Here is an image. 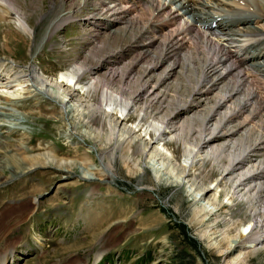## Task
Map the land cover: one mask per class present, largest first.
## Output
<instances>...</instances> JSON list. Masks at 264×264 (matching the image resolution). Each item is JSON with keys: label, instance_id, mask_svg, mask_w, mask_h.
<instances>
[{"label": "rangeland", "instance_id": "1", "mask_svg": "<svg viewBox=\"0 0 264 264\" xmlns=\"http://www.w3.org/2000/svg\"><path fill=\"white\" fill-rule=\"evenodd\" d=\"M5 1L9 6L15 4L19 15L27 20L31 27V31L28 30L25 33L17 30L8 21L9 15L4 13L5 9L0 8V61L4 65L8 64L9 73H14L15 79L19 78V82H25H22L23 86L29 82L26 81L27 78L23 75L27 65V67L30 65L35 70L33 74L38 75L40 73V77L45 83H49L50 87H55L53 85L56 82L57 72L73 64H77L79 68L83 67L82 69L85 70H87V66L93 68L97 64L100 65V70H93V72H97L93 75L94 78L91 79L90 76H86L84 80L86 82L90 79L98 80L97 78L102 80L104 78H101L100 75H104L112 67L118 66L119 75L112 79L109 76L110 74H106L105 79L109 78V81L104 79L103 83L107 87L113 86V91L121 90L128 98L126 101L130 103L136 91L141 88V83H137L135 78H141V81L151 80L153 76L170 72V78L166 79L161 85L155 83L156 79L150 81L147 95L152 92L155 94H151V97L147 98L146 93H144L143 99L138 101V105L131 112L130 118L123 120L121 123V119H119L121 128L123 129L126 126L134 129L135 126H131V123L135 118H141L145 112H147L145 114L149 118V124L152 122L154 124V121L158 124L168 121L173 110L178 108L181 103H185L188 94H191L192 104H197L187 110H181L178 118H174L170 126L166 128V131H172L169 138L172 137L167 147L174 153L175 160L183 163L181 159L184 156L186 147L181 142L185 140L186 144L197 146L198 140H202L204 136L201 135L200 129L196 132L191 128L193 125H195L194 128H196V125L200 126L199 122L195 123L193 117L205 115L204 113L207 112L217 90L210 94L208 100H204V103L201 101L202 97L200 95L193 92V90L191 91V81H188L186 75L188 69L192 68L193 65L185 67L187 70L185 72L183 68L177 67L171 75V67L164 63L162 66L155 67L143 77L144 67H147L149 63V66L153 65L151 63L152 59L141 60L138 57V64L134 66L133 71L134 78L129 79L127 82L123 79V76H125L124 73L129 65H133V61L137 60V51L132 49L131 51L135 52V56L125 63L126 57L120 64L119 62L112 64L110 59L111 54L119 49H124L123 46L129 43V39H126L125 42L121 41L125 36L120 42H115L112 39L109 45L104 46L102 42L105 34L100 33L101 35H97L93 31L94 29L91 28V31L86 32L87 36L81 26L83 21L73 19L72 22H65L67 24L59 29L60 26L58 31L55 30L51 36L47 37L44 45L38 49V45L43 39L45 21H48L43 17L49 14L55 4H58L61 0ZM68 1L64 4L66 8L72 2L75 4L74 0ZM83 4H85L84 7ZM89 7L88 5V10ZM78 8H80L79 12L81 14L87 11L86 3L83 1ZM87 13H85V16H87ZM255 25H258L257 21H255ZM136 31L134 30L133 33ZM155 48V53L164 54L163 48L165 50V47ZM33 49L39 52L36 58L31 56ZM88 52H91L92 56L90 60L84 62L83 59ZM157 54L155 55L158 57ZM11 69H15L16 73ZM71 75L73 76V74ZM73 77L72 83L74 80L77 81V77ZM14 81L11 83L13 86L10 88L3 86L1 82L0 90H4V93L19 90L21 86L17 85L18 80ZM99 91V86L97 89L89 88V93L84 91L86 93L84 95L80 94L78 90L75 91L77 95L75 98L83 108L87 109L85 110L86 113L82 112V115L76 118H71L69 110L63 113L54 99L44 98L42 94L34 90L33 92L37 94L30 100H22L23 95L30 96L22 93L20 98H15L14 101L3 104L0 102L2 110L7 108L8 112L14 113L20 118V123L15 124L17 129L7 130L0 125V141L9 144L8 147H5L4 144L3 146L0 145V158L7 160L12 155L24 157L51 149L58 157L73 160L76 163L75 166L81 165L84 163L82 160V157L85 156L84 152H87L85 151L86 145L70 130V124L73 123V120L75 130L73 132L81 131L82 134H90L94 139L97 138L95 134L97 132L98 139L101 140L94 144L98 148V152L104 155L105 160L108 159L111 162L113 172L116 174L113 182L107 180L86 181L76 178L75 175L64 177L62 173H58L52 168H39L14 178L18 182L12 181L11 178L7 179L8 182L0 185V239L12 237L15 234L18 235L19 231L12 230V227L20 225L26 216L39 206L41 201L40 211L43 212L45 209L46 212L41 215L37 223L40 224L43 234L48 228L52 229L54 226L58 228V239L68 238L66 244L53 248L48 252L49 257H55L59 260L68 256L65 258L68 261L75 256H79L74 260L81 261L88 257L91 250L89 258L90 264H93L92 255L100 246L98 240L104 237L105 246H107L106 256H110V258L100 264H264V242L254 244L253 247H244L240 251L239 249L229 251L231 247H226L235 235H244L242 240L248 246L253 244V237L261 238V235L264 234V228L261 227L264 224V215H262V211H264V191L260 192L259 187H253L255 184L247 183L249 179L243 180L241 178L244 173H247L249 164L246 165L245 161L240 160L241 163H238L235 167L237 169L233 173L223 174L225 173V167H228L229 164V154H233L236 150L233 151L234 149L227 146L223 151L224 153L219 156L220 159L216 158L217 161L214 158H205L198 161L191 174L186 176L189 178L185 179L194 180L193 182L196 186H199V189L212 187L216 180L219 182L222 178L219 191L214 195V190H211L205 196V198L215 197V203L219 209L218 213L215 212L216 220L213 223L200 222L196 216L201 213L197 209L201 200H191V196L186 191L187 185H184L186 182L179 186L167 180L163 181L164 183L156 182L154 172L148 168V164L151 162L150 157H147V153L143 152L142 144L139 141L131 144L129 149H127L128 146L125 140L119 139L116 143L115 141L110 143L108 140L110 127L104 114L107 107L104 106ZM147 99H150V101H146ZM73 103L70 102L69 104L72 105ZM96 105H101V107L97 109ZM147 107H149L148 110H146ZM68 108L71 109L70 106ZM124 114L123 112V116ZM113 117L114 119L116 117L121 118L120 112L113 113ZM3 120L0 115V121ZM137 122L136 119L135 123ZM184 122L189 123L185 124ZM139 132H137V138L140 136L142 139L147 140L145 131L141 134ZM89 147L93 148L91 145ZM209 148L203 147L201 154H205ZM126 152L128 155H133V160L138 158L139 167L135 166L134 168L131 165V168L127 169V165L124 163L126 159H123L122 156ZM89 155L94 163H100L94 153ZM252 157L259 161L261 158L263 159L264 155H254ZM20 166H27V163L20 162ZM7 172L3 171V174H7ZM2 178L6 179L5 177ZM240 183L241 185H239ZM22 187L23 189L18 191ZM146 187H151L154 190H145ZM2 191L6 192L1 193ZM232 195L234 196L230 198ZM38 197H40V201ZM19 200L21 201L20 204L16 203ZM32 200L38 202L35 207ZM225 204H228V206ZM10 206L12 207L10 208ZM246 225L255 227L250 233L251 235L245 233L248 228ZM28 228L29 225L26 223L22 230L28 232ZM254 231L255 233H253ZM94 233L96 236H91ZM32 235L35 236V233L32 232ZM96 238L97 240H95ZM214 240L220 241L221 249H218V246L211 245ZM35 247V240L31 237H28V240L19 242L15 251L16 257H19L18 264H37ZM45 247L50 249L52 246L48 247L45 242L41 247L38 246V249L41 251ZM70 255L73 256L71 259ZM5 257L6 253L2 252L0 259L3 261ZM44 259L45 256L42 255L40 261L42 262ZM206 261L207 263H205Z\"/></svg>", "mask_w": 264, "mask_h": 264}, {"label": "bare ground", "instance_id": "2", "mask_svg": "<svg viewBox=\"0 0 264 264\" xmlns=\"http://www.w3.org/2000/svg\"><path fill=\"white\" fill-rule=\"evenodd\" d=\"M74 1L75 4L72 2L66 8L64 4L69 1L61 0L58 4H55L49 14H44L45 17L43 18L48 21H45L43 39L38 45V49L44 45L47 37L51 36V34L60 26L64 25L65 22L71 21L74 17H79L81 12H79L80 8H78V6H81L82 1L84 3L88 1L93 2L94 4L90 8V11H87L88 13L87 16L84 17V20L92 26L94 29L93 31L96 32L97 35L100 33L105 34L102 42L103 45H109L112 39L115 42H120L125 36L121 41L125 42L126 39H129V43H126L123 47H129L130 50L135 49L137 51V60H134V64H130L129 68H127L124 73L125 76H123V79L125 81L128 82L129 79L134 78L133 71L134 66L138 64V57H140L141 60L151 58V63L153 65L149 66V63L147 67H144L143 77H145L149 71L155 69V67L162 66L164 63H167V65L171 67V75L177 67L183 68L185 72L187 71L185 67L187 68V66L193 65L192 68L188 69L186 75L188 81H191V91L193 90V92L200 95V97H202L201 101L204 103V100H208V96L217 90V93L212 98V103H210L207 109V114L204 113L205 115L193 117L195 123L197 124L199 122L200 126L196 125V128H194L195 125H193L191 128L196 132L200 129L202 132L201 135L204 136L202 140H198L197 146H190L186 144L185 140L181 142L183 146L186 147H184V156L181 159L183 163L177 162L174 153L167 147L172 137L169 138L172 131H166V128L170 126L174 118H178L181 110H187L189 107L197 104H192L191 100L193 98H190L191 94H188V99L185 103H181L178 108L173 110L172 116L168 121L161 122V124L154 121V124H152L153 122L149 124V118L145 114L147 112H145L141 118L137 117L131 123V126H135L134 129L126 126H124L123 129L121 128L120 123L130 118L131 112L137 107L138 101L143 99L144 93H146L147 98H150L151 94H155L152 92L147 95V90L150 87L148 85L151 83L150 81L156 79L155 83L161 85L166 79L170 78V72L153 76L151 80L142 79L143 81H141V78H135L137 83H141V88L136 91L133 100L131 102L129 100L130 103H128V101H126L128 98L125 97L121 90L113 91V86L107 87L106 84L103 83L106 74H110L109 76L112 79L119 75L120 72L117 71L118 66L112 67L110 69L111 71L108 70L104 75H100V77L104 79L101 80L97 78L98 80H91L94 78L93 75L97 73L93 72V70H100V65H98L97 62V65L93 68L87 66V70L82 69V67L79 68L77 64H73L61 70L59 81L54 83L53 86L55 87H50L51 85L48 86L47 83L42 81L39 75L33 74L35 70L30 67V65L27 67V65L24 70L25 74L23 73V75L26 76V81L28 80L29 82L23 86L24 84L22 82L24 81L19 82V78L15 79L16 81L18 80L17 85L21 86V88L12 93L8 91L4 93V90H0V102L3 104L5 102L14 101L15 98H20L22 93L35 96L34 90L42 94L44 98L49 100L54 99L55 103L57 102L58 105L60 104L63 113L69 110L71 118H76L80 117L82 112H85L87 109L83 108L75 98V96H77L75 91L80 89L84 95L85 92L89 93V88L93 87V89H97L99 86L102 102L104 106L107 107V111L105 110L104 114L110 127V136L109 138L107 137L110 143L113 141L116 143L119 139L125 140L128 146L127 149H129L131 144L139 141L142 144L141 147H143V152H146V156L150 157L151 162L148 164V168L154 172V180L156 182L161 183L167 180L171 183L173 182V184L177 186L186 182L184 185H187L186 191L189 196H191V200H201L197 208L201 213L196 216L197 220L200 222L208 221L213 223L216 220L215 212L219 209L216 206L215 197L205 198V196L206 193L211 190H214V195L219 191L218 189L221 186L222 178H220L219 182L216 180L212 187L210 186L206 189H199V186L197 185V187L193 182L194 180L192 181L191 179L185 178H189L186 176L191 174L198 161L205 158H214L216 160V158H219V156L224 153L223 151L227 146L234 149L233 151L236 150V152L233 154L228 153L230 155L228 158L229 164L228 167H225V173L223 174L228 175L233 173L237 169L235 167L238 163H241L240 160H243L246 165L249 164V167L247 168V173H244L241 178H243V180L249 179L247 183L255 184L252 186L254 188L259 187L260 192H263L264 157L257 161L258 159L252 156L264 155V0H242L241 4H239L237 0H171L169 3L161 0ZM84 6L85 4H83V7ZM0 8L5 9L4 13L9 15L8 21L12 23L17 30L25 33L31 29L28 21L19 15L15 4L9 6L7 1L0 0ZM255 21H257L258 25H255ZM213 23L215 26L212 25ZM134 30L137 31L133 33ZM159 46L165 47V50L163 49V55H160L162 53H155V47ZM38 53L36 49H33L31 56L36 58ZM155 54H157L158 57ZM91 56V52H88L83 61L86 62L90 60ZM113 56L116 59L111 61V63L119 62L120 64L127 54L125 50L119 49L111 54V57ZM1 66L2 62L0 61V69ZM12 70L16 73L15 69ZM13 74L14 73H0V81H2L3 86L6 85L8 88L13 86V84H11L15 78ZM71 74L77 77L76 82L74 80L72 83L74 77ZM6 76L7 78H5ZM86 76L91 77L90 80H87L88 82L84 81V77ZM108 79L105 80L109 81ZM89 83L90 85H88ZM148 100L150 101V99L146 101ZM72 101L75 102L73 103ZM70 102L73 104L70 105ZM69 106L71 109L68 108ZM96 107L99 109L101 105H96ZM148 108L149 107H147L146 110H148ZM118 112H120L121 118L116 117L118 120H115L116 118L114 119L113 113L117 114ZM123 112L125 113L124 116ZM0 115L4 119L0 121V125L7 130L17 129L15 124L20 123V118L18 116L8 112L7 108L3 110L0 108ZM119 119H121L120 123ZM136 119L138 121L137 123H135ZM184 119L186 120V118ZM72 122L74 123L73 120ZM73 123L70 124V130H72V133L76 134L77 138L86 145L85 151L87 152H84L85 156L82 157L84 163L75 166L76 163L73 160L58 157L51 149L24 157L12 155V157L7 158V160L0 158V185L8 182L7 179L9 178L14 179L29 173L31 170L39 168H52L58 173H62L64 177L75 175L76 178L86 181H115L116 174L113 172L111 162L108 159L105 160L104 155L98 152V148L94 144L101 140L98 139L99 136L97 132L95 131V133L93 131L97 135L96 139L92 138L90 134H82L81 131L73 132L75 131ZM91 128L90 126V129ZM77 130L79 131L80 129ZM144 131L147 140L142 139L140 136L137 138V132L141 134ZM106 139L105 141L107 142ZM221 141H223V143H221ZM3 144L5 147L9 146V144L0 141V145L3 146ZM90 145L93 146L94 149H91V147H89ZM203 147H210L206 152L204 151L205 154H201V149H203ZM93 153L100 163L96 164L92 161L89 154ZM122 156L123 159H126L124 163L127 165L126 167L128 170L131 168V165H133L134 168L135 166L139 167L137 157V159L133 160V155H128L127 152ZM20 162L27 163V166H20ZM3 171L8 172L7 174H3ZM239 185H241V183ZM145 190L152 191L154 189L146 187ZM233 196L234 195L230 198ZM32 202L34 207L38 204L37 201L35 202L32 200ZM225 205L228 206V204ZM11 207L12 206H10V208ZM262 213V215H264V211H262ZM246 227H248V225H246ZM261 227L264 228V224H262ZM254 229L255 227L250 225L245 233L250 234ZM243 237L244 235L242 236V234L232 237V239H230L231 242L226 246L229 248L231 247L229 251L235 249H239L240 251V249L244 247H253L254 244L264 242L263 234L261 238L253 237V244L247 246L244 244V240H242ZM219 244L220 241L218 242L217 240L211 243V245L218 246V249H221L222 246ZM205 263H207V261Z\"/></svg>", "mask_w": 264, "mask_h": 264}]
</instances>
